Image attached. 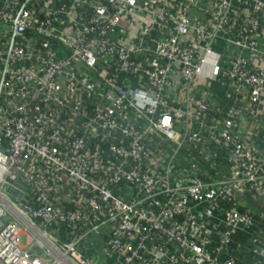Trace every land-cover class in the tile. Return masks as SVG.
Listing matches in <instances>:
<instances>
[{"label":"built area","instance_id":"obj_1","mask_svg":"<svg viewBox=\"0 0 264 264\" xmlns=\"http://www.w3.org/2000/svg\"><path fill=\"white\" fill-rule=\"evenodd\" d=\"M263 36L264 0H0V264H264Z\"/></svg>","mask_w":264,"mask_h":264},{"label":"crops","instance_id":"obj_2","mask_svg":"<svg viewBox=\"0 0 264 264\" xmlns=\"http://www.w3.org/2000/svg\"><path fill=\"white\" fill-rule=\"evenodd\" d=\"M261 46L264 48V39L261 40ZM215 49L219 53H223V51L225 50L224 60L234 57L238 52V49L236 47L230 44L223 45V42L219 43L218 46L215 47ZM222 79L225 80L223 77ZM201 84H202V78H197L196 91L198 94H202L201 92L204 91L203 89L204 86H202ZM209 87H210V90L208 91V93L205 94L206 97L209 96L211 99L213 98V100L216 101L217 103L223 104L224 103V91H223L224 86H223L222 80L221 81L216 80V81L210 82ZM139 99H144V98L140 96L138 97V100ZM232 254L238 260V264H254L253 257L246 252L232 249Z\"/></svg>","mask_w":264,"mask_h":264},{"label":"rangeland","instance_id":"obj_3","mask_svg":"<svg viewBox=\"0 0 264 264\" xmlns=\"http://www.w3.org/2000/svg\"><path fill=\"white\" fill-rule=\"evenodd\" d=\"M136 33V29H131L130 32H129V39H131ZM125 42V41H124ZM132 94V99L134 102H137L136 101V92L135 91H132L131 92ZM44 251H45V248H43V246H41V244H39L38 242H35L32 246H31V249H30V252H29V255L30 256H39V257H42L44 256Z\"/></svg>","mask_w":264,"mask_h":264}]
</instances>
